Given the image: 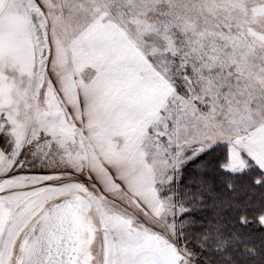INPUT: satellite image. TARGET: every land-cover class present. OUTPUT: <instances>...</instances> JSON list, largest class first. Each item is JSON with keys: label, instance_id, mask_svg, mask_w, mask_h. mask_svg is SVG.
Listing matches in <instances>:
<instances>
[{"label": "snow or ice", "instance_id": "snow-or-ice-1", "mask_svg": "<svg viewBox=\"0 0 264 264\" xmlns=\"http://www.w3.org/2000/svg\"><path fill=\"white\" fill-rule=\"evenodd\" d=\"M0 264H264V0H0Z\"/></svg>", "mask_w": 264, "mask_h": 264}, {"label": "trees", "instance_id": "trees-1", "mask_svg": "<svg viewBox=\"0 0 264 264\" xmlns=\"http://www.w3.org/2000/svg\"><path fill=\"white\" fill-rule=\"evenodd\" d=\"M209 159H212V158L209 157ZM195 171H196L195 168L189 169V173H188L189 176H192V175L194 174ZM252 195H253L255 198L258 199V198L260 197L261 193H260V191L257 189V190H254V191H253Z\"/></svg>", "mask_w": 264, "mask_h": 264}, {"label": "rangeland", "instance_id": "rangeland-1", "mask_svg": "<svg viewBox=\"0 0 264 264\" xmlns=\"http://www.w3.org/2000/svg\"><path fill=\"white\" fill-rule=\"evenodd\" d=\"M37 170H39V168H37Z\"/></svg>", "mask_w": 264, "mask_h": 264}]
</instances>
